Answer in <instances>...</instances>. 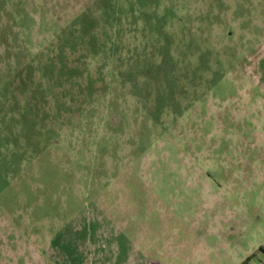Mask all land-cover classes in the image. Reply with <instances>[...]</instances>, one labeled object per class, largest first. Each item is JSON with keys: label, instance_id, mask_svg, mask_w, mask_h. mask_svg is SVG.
Returning a JSON list of instances; mask_svg holds the SVG:
<instances>
[{"label": "rangeland", "instance_id": "374dc122", "mask_svg": "<svg viewBox=\"0 0 264 264\" xmlns=\"http://www.w3.org/2000/svg\"><path fill=\"white\" fill-rule=\"evenodd\" d=\"M149 258L264 264V0H0V264Z\"/></svg>", "mask_w": 264, "mask_h": 264}, {"label": "flooded vegetation", "instance_id": "af4514ba", "mask_svg": "<svg viewBox=\"0 0 264 264\" xmlns=\"http://www.w3.org/2000/svg\"><path fill=\"white\" fill-rule=\"evenodd\" d=\"M148 264H161L159 260L155 258H149L148 259Z\"/></svg>", "mask_w": 264, "mask_h": 264}, {"label": "trees", "instance_id": "16d2710c", "mask_svg": "<svg viewBox=\"0 0 264 264\" xmlns=\"http://www.w3.org/2000/svg\"><path fill=\"white\" fill-rule=\"evenodd\" d=\"M125 253V252H124Z\"/></svg>", "mask_w": 264, "mask_h": 264}]
</instances>
